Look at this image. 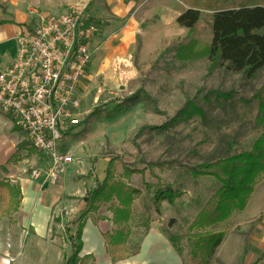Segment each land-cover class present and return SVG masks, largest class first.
I'll return each mask as SVG.
<instances>
[{"label": "rangeland", "instance_id": "374dc122", "mask_svg": "<svg viewBox=\"0 0 264 264\" xmlns=\"http://www.w3.org/2000/svg\"><path fill=\"white\" fill-rule=\"evenodd\" d=\"M92 1L73 8H82L85 15ZM129 4L134 8L124 24L132 20L137 9L140 11L133 33H129L132 45L116 66L78 92V125L65 138L66 147L71 146L77 154L70 158L77 170L85 154L78 146L81 139L87 142L90 159L113 161L111 181L137 192L129 215L131 236L136 240L149 227L158 230L174 241L184 264L186 240L191 235L187 229L218 189L210 180L191 182L187 172L247 153L259 136L255 118L258 104H264V68L245 80L226 71L224 65L207 62L208 23L217 13L264 9V0H149ZM187 11L198 16L191 33L174 26V19ZM124 24L118 27L124 28ZM260 117L264 121V115ZM170 163L176 168L169 172L147 169ZM123 172L141 175L128 177ZM164 188L181 194L171 207L151 203L152 195ZM106 197L107 192L95 206L104 214L115 206L111 197L105 202ZM9 212L0 207V217H9ZM229 230L225 225L208 232L223 237ZM237 245L234 241L222 251L219 244L207 264L259 263V257L244 262L242 256L249 252L246 243L240 242L241 248Z\"/></svg>", "mask_w": 264, "mask_h": 264}, {"label": "crops", "instance_id": "0c3cea01", "mask_svg": "<svg viewBox=\"0 0 264 264\" xmlns=\"http://www.w3.org/2000/svg\"><path fill=\"white\" fill-rule=\"evenodd\" d=\"M90 1L0 0V71L12 62L18 37L28 34L39 21L58 17L64 11L82 7ZM131 2L149 0H93L87 7L85 17L95 27L100 25L102 28H96V36L90 45L91 61L78 92L84 84L102 78L108 69L121 61L124 50L130 49L133 38L129 33H133L134 19L140 14L137 9L132 20L123 23L134 8L129 4ZM118 24H124V28L120 29ZM66 140L61 153H66L69 159L75 158L77 154L71 146L66 147ZM81 140L78 146L85 154L80 157V170L71 165L54 183H49L40 173L45 165L43 159L23 145L22 136L10 119L0 114V185L14 189L18 194L16 201H0V207L10 211L9 217H0V264H66L76 248L74 236L80 224L79 252L74 264H110L101 238L116 231L110 225L111 217L99 209L94 217L86 215L87 207L82 203L100 187L109 161L105 157L90 159L85 148L87 142ZM37 171H40L39 178L34 181L31 174ZM82 216L85 218L80 222ZM225 225L230 230L222 237L220 249L223 251L234 241L238 247L244 241L249 252L245 256L240 254L239 258L242 256L245 262L259 257L258 264H264V177L252 188L243 211L231 213L217 226ZM129 227L130 216L125 225L127 238L120 250L124 259L114 264H183L180 249L170 244L165 234L149 227L134 240Z\"/></svg>", "mask_w": 264, "mask_h": 264}, {"label": "trees", "instance_id": "16d2710c", "mask_svg": "<svg viewBox=\"0 0 264 264\" xmlns=\"http://www.w3.org/2000/svg\"><path fill=\"white\" fill-rule=\"evenodd\" d=\"M197 24V13L191 11L183 13L174 21L177 29L189 33L195 30ZM208 34L206 58L210 65H224L226 71L241 75L245 80L264 68V9L253 8L214 14L208 23ZM254 99L257 100V97ZM261 115H264V104H258L255 118L259 136L247 153L199 166L187 172L191 182L210 180L218 189L205 202L187 229L191 235L186 240L184 264L209 262L221 243L222 235L208 231L224 223L231 213H241L252 188L264 177V121ZM112 164L113 161L107 163L100 187L95 189L88 199L82 201L87 207L86 215L93 216L96 212L95 206L104 193L107 192V197L103 199L105 202L110 197L113 199L115 206L108 207L106 213L111 217L110 225L116 231L109 237L101 238L110 264L124 259L120 250L127 238L125 225L131 203L137 197L136 191L111 181ZM175 168L174 163L147 167L148 170L158 173L169 172ZM123 175L139 177L141 173L123 172ZM180 197L179 192L164 188L163 191H156L152 195L151 203H163L166 207H171ZM17 198L18 194L14 189L0 185V201H16ZM84 218L85 216L80 217V222H83ZM80 230L81 224L77 226L74 236L76 248L72 250L66 264H74L79 252ZM168 242L174 244L172 239H168Z\"/></svg>", "mask_w": 264, "mask_h": 264}, {"label": "built area", "instance_id": "2783aa9c", "mask_svg": "<svg viewBox=\"0 0 264 264\" xmlns=\"http://www.w3.org/2000/svg\"><path fill=\"white\" fill-rule=\"evenodd\" d=\"M96 33L82 8L68 9L18 37L12 62L0 71V114L45 162L41 172L31 174L34 181L40 172L44 181L54 183L72 165L61 147L78 125V88Z\"/></svg>", "mask_w": 264, "mask_h": 264}]
</instances>
